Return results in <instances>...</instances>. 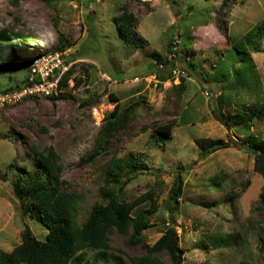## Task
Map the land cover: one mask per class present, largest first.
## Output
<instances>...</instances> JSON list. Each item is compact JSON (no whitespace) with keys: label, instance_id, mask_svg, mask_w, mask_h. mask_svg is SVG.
Masks as SVG:
<instances>
[{"label":"rangeland","instance_id":"rangeland-1","mask_svg":"<svg viewBox=\"0 0 264 264\" xmlns=\"http://www.w3.org/2000/svg\"><path fill=\"white\" fill-rule=\"evenodd\" d=\"M123 6L137 17L138 31L149 40L146 48L127 47L120 39L117 18ZM262 19L264 0H0V31L32 37L0 41V248L9 252L19 245L24 227L46 238L48 229L32 210L25 212L10 181L13 174L36 168L33 149L54 146L63 186L80 196V224L101 201L114 158L125 160L133 152L148 163L144 171L124 172L116 184L121 198L137 206L135 214L158 206L142 243L132 244L130 234L113 228L106 257L85 250L82 264H131L132 257L148 255L144 244H154L168 225L177 230L185 251L182 264H264V178L254 170V152L231 144L204 156L195 142L264 139V116L247 134L239 125L228 128L217 120L212 102L225 90L205 81L227 50ZM60 34L72 42L65 52L55 49ZM155 52L162 57L156 59ZM57 55L63 65L48 79L52 94H25L37 76L32 66L57 63ZM253 57L260 82L236 99L263 103L264 44ZM6 66L10 69L2 70ZM116 106L135 110L107 152L82 161ZM168 123L174 124L171 138L155 143L154 127ZM179 176L183 193L175 203L170 191ZM151 256L172 264L165 252Z\"/></svg>","mask_w":264,"mask_h":264},{"label":"trees","instance_id":"trees-1","mask_svg":"<svg viewBox=\"0 0 264 264\" xmlns=\"http://www.w3.org/2000/svg\"><path fill=\"white\" fill-rule=\"evenodd\" d=\"M121 8L122 14L117 18L120 39L127 47L140 50L146 48L149 40L138 31L137 17L126 7ZM14 37L26 42L32 39L20 33H13L11 36L6 30L0 31L2 43H12ZM263 44L264 19L238 39L234 47L227 50L224 57L217 62L215 71L209 75L208 79H205L208 82L219 83L225 90L212 102L211 112L214 117L228 128L232 124L239 125L245 134L252 131L256 118L264 116V102L246 103L236 98L243 91L253 89L259 84L260 74L253 52L261 51ZM71 46L72 42L60 34V44L56 46V51L65 52ZM172 47L173 40H170L168 46L170 51ZM154 56L156 59L162 57L158 52H155ZM14 61L17 62V58H14ZM65 63L68 62L65 61ZM191 67L195 69L196 65L191 62ZM9 69L10 66H6L2 70ZM37 76L35 81L39 82L41 77ZM66 78L68 75L65 76ZM134 110L135 106L124 110L116 106L99 130L94 141V148L82 158V161L94 160L107 152L110 139L125 125ZM227 110V116L222 115V111ZM173 129V123L154 127L153 141L157 144H165L171 138ZM195 142L204 156L211 153L212 147L217 143H222L223 147L231 144L239 147L240 145L248 146L254 152V170L264 178V139L250 135L247 139L244 138L243 142L237 140L225 142L222 139L211 138H197ZM33 151L36 168L28 175L13 174L10 182L16 197L25 206V212L32 210L48 229V233L45 239H39L29 227H24L19 245L9 252L0 248V264H82L84 251L89 249L99 250L98 255L104 258L106 251L110 248L109 232L113 228L122 234H130L132 244L142 243L144 231L153 226L151 217L158 210V206L155 204L154 207L142 209L135 214L134 209L137 206L122 199L118 193L119 187H116L124 172L133 173L148 169V163L142 155L132 152L128 159L114 158L110 162L105 185L100 189L101 201L93 206L87 220L80 224L78 222L80 196L63 186L61 180L63 167L55 147L48 146L43 150L33 149ZM9 176V173H5L2 180H9ZM131 179V177L127 178L125 183ZM182 193L183 180L179 176L170 191V198L175 203H179ZM260 201L264 205V191L260 194ZM261 241V245L264 246V239L262 238ZM144 247L148 255L132 257L131 264H164L156 256H151L161 252L167 253L172 264H182L184 261L185 251L180 246L177 230L171 225H168L164 234L154 244H144ZM239 264L252 263L243 261Z\"/></svg>","mask_w":264,"mask_h":264},{"label":"built area","instance_id":"built-area-1","mask_svg":"<svg viewBox=\"0 0 264 264\" xmlns=\"http://www.w3.org/2000/svg\"><path fill=\"white\" fill-rule=\"evenodd\" d=\"M49 60L47 63L40 64V62H36L32 66L33 75H40L42 81L36 82L34 78H31L33 81L30 86L26 87L24 90L25 94H33L36 92H41L43 95L49 96L52 94L54 87L53 82H49L48 79L50 76H53L54 69L58 66H62L63 62L60 55H57V63L49 64Z\"/></svg>","mask_w":264,"mask_h":264},{"label":"water","instance_id":"water-1","mask_svg":"<svg viewBox=\"0 0 264 264\" xmlns=\"http://www.w3.org/2000/svg\"><path fill=\"white\" fill-rule=\"evenodd\" d=\"M222 145H223L222 143H217L216 145H214V146L212 147V149H213V148H216V147H219V146H222ZM169 218H170V221L173 222V219H172V216H171V215H170Z\"/></svg>","mask_w":264,"mask_h":264}]
</instances>
